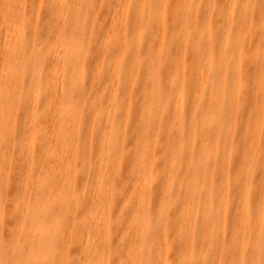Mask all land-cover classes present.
<instances>
[{
  "label": "bare ground",
  "instance_id": "1",
  "mask_svg": "<svg viewBox=\"0 0 264 264\" xmlns=\"http://www.w3.org/2000/svg\"><path fill=\"white\" fill-rule=\"evenodd\" d=\"M260 3L0 0V261L259 264Z\"/></svg>",
  "mask_w": 264,
  "mask_h": 264
},
{
  "label": "snow or ice",
  "instance_id": "2",
  "mask_svg": "<svg viewBox=\"0 0 264 264\" xmlns=\"http://www.w3.org/2000/svg\"><path fill=\"white\" fill-rule=\"evenodd\" d=\"M43 7V5H41ZM260 13L261 18L264 19V0H261L260 3ZM261 51L264 53V43L261 45ZM260 82L261 85L264 86V63L261 65L260 69ZM262 220H264V203H262ZM262 237H264V229H262ZM0 264H21L19 261L7 260V261H0ZM127 264H133L132 261H128ZM170 264H176V262L172 261ZM183 264V262H181ZM225 264H237V262H225ZM246 264H256L255 261H248ZM259 264H264V240H262V258L259 261Z\"/></svg>",
  "mask_w": 264,
  "mask_h": 264
}]
</instances>
